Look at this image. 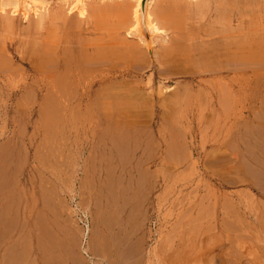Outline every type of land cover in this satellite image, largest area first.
Returning a JSON list of instances; mask_svg holds the SVG:
<instances>
[{"label":"rangeland","instance_id":"1","mask_svg":"<svg viewBox=\"0 0 264 264\" xmlns=\"http://www.w3.org/2000/svg\"><path fill=\"white\" fill-rule=\"evenodd\" d=\"M55 1L48 0L47 7L51 9L58 6L56 4L58 1L56 3ZM156 1L152 0V5ZM242 1L238 0L239 6L248 7V10L252 9L251 13L258 4L264 3V0H252L253 3L251 0V2ZM95 2L87 0L88 5ZM263 5H258L255 9H260L255 12L261 14V9L264 10ZM91 7L87 8L93 11ZM255 12L252 15L250 13V17L254 16V21ZM33 16L30 13L31 22L36 19ZM28 23L27 19L18 18L15 28L0 33L2 46L0 52L4 51L3 55L6 52L5 56L10 58L0 57V62H2L0 64V264H45L44 262L46 264H171L174 262L173 259L180 258L178 263L175 260L177 264L179 261H184L185 264L188 261L189 264L190 261L196 263L198 255L199 259L203 257L198 259L196 264H205L208 260L210 262L206 264H247V262L249 264V261L251 264H264V246H262L264 244L259 241L262 233L254 232L251 236H254L252 239L255 243L252 239H247L245 246L249 247L245 249L240 241V223L235 221V219H240L244 195H247L250 204L256 203L257 209L263 208L259 206L264 205L262 203L264 202V189L261 190L260 186L254 185L256 182L250 183L249 187L240 183L242 182L240 171L242 165V163L240 165V157L242 156L240 154L243 149L240 146L242 139L239 136L245 134L246 130L252 129L253 134L245 135V138H248L245 140L247 142L252 139L251 135L254 136V133L257 134L260 130L263 133L264 130V75L262 72L264 57H256L258 63L254 62V58H241L243 62L247 60L245 63L247 65L252 59L251 63L257 66L254 65L255 71L257 68L256 75L253 74V67L234 73L226 67L218 68L217 63L212 60L208 61L206 70L202 68L197 59L188 56L189 50L187 49L180 50L182 53L179 57H172V53L167 56L164 47L169 42L167 41L169 36L161 30L152 31L150 34L151 31L143 28V35L150 43V47L146 49L144 45H141L144 55L136 57L127 45L129 43L131 46L138 45L139 43L136 42L139 39L137 36L127 37L122 31L120 38L118 37L122 43L116 39L118 43L112 41L109 46V42L103 41L104 45L102 44L100 48L101 61L104 63L100 62L98 67L106 68L110 65L113 70V82L110 85L112 87H93L87 88V91L84 87L73 88L76 85L71 84V86L70 83L71 88H69L68 81L63 82L64 74H61L62 79L59 78L64 86L60 85L61 81L60 86L56 85L55 82L58 81L56 76L59 73L52 72L53 69L49 65L38 64L35 61L36 64L34 59L32 60V53L28 47L34 44L35 39L33 40V34L27 32ZM29 37H31V42ZM19 38L21 42L17 41ZM82 38H85V42L81 40ZM95 38L93 35H82L80 41L82 43L96 41L97 45L102 43ZM10 41H15L13 46L6 47ZM243 42L250 43L246 40ZM111 50L115 53L112 52V54ZM156 50L158 52L161 50L162 53L158 54L160 57L155 54ZM117 57H122V60L126 59L130 65L126 60L123 64V61L119 59L120 63ZM129 58H134L136 61L129 60ZM260 58L262 69L259 66ZM112 59L115 61L113 62ZM174 60L177 62L174 63ZM32 61L34 65H40L37 66L40 68L36 70L39 72L31 70V67H34ZM186 61L189 64L185 63ZM137 62L138 65L135 64ZM118 63L120 64L117 65ZM84 64L83 68L90 66V69L95 70L93 67L95 65L87 61H84ZM135 65L142 68L138 69ZM15 70L17 74L13 73ZM49 70L51 71L47 74L46 71L49 72ZM172 70H174L173 73H171ZM42 71L45 76L40 73ZM97 72L99 71H95L96 75L99 74ZM93 73L90 70L85 77L87 74L88 77L89 75L95 77ZM243 77L248 78L244 80ZM51 78L53 80L55 78V82ZM39 79L42 80L41 86L37 85ZM50 79L55 85L48 87L43 81L52 82L49 81ZM54 86H62L64 91L62 89L61 91L59 89V92L54 91L58 89ZM227 88L230 91L228 94ZM244 94L247 97L248 107L246 118H243L240 112ZM150 99L152 103H149ZM222 99L225 100L222 101ZM143 103L146 105L144 106ZM223 104L230 106L225 107ZM124 108L130 113L134 111V122L138 119L135 123L130 113L127 116L124 115L127 113V111L123 113ZM226 108L228 114L225 113ZM138 111L142 112L139 114ZM257 113L263 114L260 116L263 122ZM122 121L129 126L127 127ZM129 121L133 122L135 127L131 126ZM250 123L253 124L255 130ZM241 125L250 128L247 129L245 126L243 128L246 130L243 131L240 130ZM258 125L262 128L256 127ZM124 126L127 127L125 131H123ZM132 127L138 129L135 130ZM136 133L140 135L142 142ZM259 135L258 133V138L264 141L262 139L264 135L262 138ZM125 136L129 138L127 137L126 140ZM118 138L121 140L117 141ZM111 139L116 144L110 142ZM123 139L130 142L126 144ZM117 142H122L121 146ZM124 143L128 146L125 147ZM249 143L250 146L247 143L246 146L251 148V142ZM114 148H117V151ZM150 149L152 153L149 152ZM118 158L121 159L120 161H125L121 163ZM249 190H251L250 194H248ZM223 216L225 218H222ZM222 219L224 221L228 219L229 222L226 221L228 223L225 224ZM230 220L233 221V225H229ZM236 224L239 225V231L235 230ZM42 245L43 249L46 248L44 252ZM187 246H190L191 250H185L187 254L183 251L186 254L185 261L182 259V249L185 247L189 249ZM211 246L217 247L212 250ZM192 247H195L194 250L197 251L192 253ZM9 252L13 253L14 257ZM242 253L243 257H241ZM193 254L197 257L194 261L192 260V258L195 259ZM178 255L179 258H177ZM190 257L191 259L188 260ZM228 258H230L229 261ZM124 259L128 260L122 262ZM50 260L51 262H48Z\"/></svg>","mask_w":264,"mask_h":264},{"label":"bare ground","instance_id":"2","mask_svg":"<svg viewBox=\"0 0 264 264\" xmlns=\"http://www.w3.org/2000/svg\"><path fill=\"white\" fill-rule=\"evenodd\" d=\"M58 1V3H56ZM90 1V0H89ZM96 1L95 3L96 6H94L95 3H93L92 5H88L87 4V0H56L55 3L58 5V6H55L51 9H49L47 7L48 5V0H0V33L5 31V30H8V29H13L15 28V22L17 21L18 18L20 19H27V21L29 22L28 23V26H27V32L28 33H31L33 34V40L35 39L34 41V44L32 46L29 45V43L31 42V37H29V43L28 45L31 47H28L30 49V52L32 53V60L35 62H37L38 64L40 63H43L45 65H49V67L51 66L52 69V72H56L59 73L57 74L56 77H58V81L55 82L54 80H56L54 78V82L56 85H59L60 84V81L62 79L61 77V74H64L63 75V82L65 80V82L68 81V86H70L71 84H74L75 87L73 88H77V86L79 87H84L85 89L87 88H95V87H108L111 85V82L112 79H113V70L110 68V65H107L109 66V68L106 66V68H101V67H98L99 63L102 62L101 61V57H100V54L101 51H100V48H102V46L104 45L103 43L106 41V42H109V46H110V42H114L116 41V43H118L117 41L119 40L118 37L120 38V33L123 31L125 32V35L127 37H131V36H137V38L139 39L138 42H136L138 45H133L131 46V44L127 45V46H130V49L131 51L137 56H142L144 55L142 53V49H141V45H144V47H146V49H148L150 47V43L145 39L144 35H143V30L146 29L151 31L150 34H152V31L155 32V31H163L165 34H167L169 36V41L168 44L164 47L165 49V53L167 52V56L169 54V56L171 55L170 53H172V57H176V56H180V54L182 53L183 49L184 51L187 49L189 50V55L191 58H194V59H197V61H199L201 63V66L202 68L206 69V66H208V61H214L215 63H217V67L218 68H224L226 67L229 68L230 70L234 71L235 72H240V71H243V70H246V69H251L250 67H253L252 70H254V73H257V68H256V71H255V63H251L252 62V59H250V63L248 62V65L245 64L247 62V60H245L246 62H243L241 60L242 57H246V58H254L256 63H258L259 61L256 60V57H261L263 56L264 57V10L261 9V14H258L255 12V10H257L258 12V9H255L258 5L261 6L263 5L262 2L261 4H258L255 8L254 6L252 8H254V11L255 12V21H254V16H251L250 17V11L252 9H249L248 10V7H245L244 3H240V4H244L242 7V5L239 6V3H238V0H157L153 5H152V0H93V2ZM154 1V0H153ZM244 1V0H243ZM242 1V2H243ZM252 1V0H251ZM249 0V2H251ZM260 1V0H259ZM257 1V2H259ZM248 3V1H246ZM255 2V1H254ZM253 3V1H252ZM260 3V2H259ZM55 4V5H56ZM250 4V3H249ZM249 4L247 6H249ZM252 5V4H251ZM254 5V4H253ZM91 7V10H89L87 7ZM263 9H264V5L262 6ZM251 8V7H250ZM90 12H92V14H90ZM252 12V13H253ZM30 13H32L36 19L33 20V22H31V18L29 19V15ZM251 13V15H252ZM257 14H258V17H257ZM90 15V17H88ZM33 16V17H34ZM28 17V18H27ZM259 18V20H257ZM257 20V21H256ZM144 28V29H143ZM148 31V33H149ZM30 34V35H31ZM155 34V33H154ZM157 34V33H156ZM84 36V35H93L95 36L96 38H98V40H100L99 42H102L101 44H98L95 43L96 41H92V42H85V38L81 39L82 41H84L83 43L80 41V36ZM158 35V34H157ZM86 37V36H85ZM91 37V36H90ZM152 37V35H151ZM93 38V37H92ZM95 38V40H96ZM150 38V37H149ZM153 38V37H152ZM151 38V39H152ZM118 39V40H116ZM102 40V41H101ZM121 40V39H120ZM119 40L120 43H122L121 41ZM246 42H250V43H244L243 41ZM3 41V40H1ZM18 42H21L22 40L17 39ZM104 41V42H103ZM15 42V41H14ZM13 41H10L6 47H9V46H13L14 44ZM98 42V41H97ZM151 42V41H150ZM243 42V43H242ZM23 43V42H22ZM135 43V44H136ZM10 44V45H9ZM103 44V45H102ZM114 44V43H113ZM125 44V43H124ZM158 44V43H157ZM106 45V44H105ZM116 46V44H114ZM152 45V44H151ZM155 45V44H154ZM165 45V44H164ZM118 46V45H117ZM125 46V45H124ZM153 46V45H152ZM0 47L1 44H0ZM108 47V46H107ZM143 47V49H144ZM109 48V47H108ZM158 48V47H157ZM3 49H5L3 47ZM3 49H1V51H3ZM159 49V48H158ZM161 50H163V48H160ZM167 49V50H166ZM151 50V49H150ZM161 50H159V52H161ZM182 50V51H180ZM103 51V50H102ZM164 51V50H163ZM4 52V51H3ZM3 52H0V57L5 56V54L3 55ZM115 51L111 50V53ZM159 52L156 50V53L155 54H159ZM169 52V53H168ZM105 53V52H104ZM109 53V54H111ZM117 53V52H116ZM123 53V52H122ZM132 53V55H134ZM162 53V52H161ZM164 53V55H166ZM24 54V53H23ZM113 54V53H112ZM119 54H121L119 52ZM7 55V54H6ZM118 55V53H117ZM124 55H127V54H124ZM134 55V56H135ZM146 55V54H145ZM156 55V56H157ZM115 56V55H114ZM155 56V55H154ZM159 56V55H158ZM30 57V55H29ZM28 57V58H29ZM104 58H106L105 56H103ZM112 57V56H111ZM109 57V58H111ZM120 57V56H119ZM125 57V56H124ZM128 57H129V53H128ZM135 57V58H136ZM149 57V56H148ZM160 57V56H159ZM177 57V58H178ZM7 58V57H6ZM5 58V59H6ZM127 58V57H126ZM145 58V57H144ZM156 58V57H155ZM245 58V59H246ZM7 59H10L9 57ZM116 59H121L122 60V57L121 58H116ZM128 59V58H127ZM134 59V58H132ZM129 58V60H132ZM137 59V58H136ZM148 59V58H146ZM145 59V61H146ZM159 59V58H158ZM168 59V57L166 58ZM175 59V58H174ZM259 59V58H258ZM106 60V59H105ZM111 61V59H109ZM113 60V59H112ZM126 60V59H125ZM125 60H122L123 61V64H124V61ZM139 60H142V59H139ZM144 60V59H143ZM149 60V59H148ZM163 60V59H162ZM177 61L179 60L176 59ZM174 60L176 63L177 61ZM7 61V60H6ZM5 61V62H6ZM32 61V62H33ZM84 61L91 65H95L93 67H95V70L94 69H90L89 67L90 66H86L87 68H89L88 72H94L93 74H95V71H99L97 73L99 74H95L96 76L95 77H88V74H87V77H85V74L88 73L87 72V68H83V64H84ZM109 61V62H110ZM115 60H113L114 62ZM120 61V60H119ZM127 61V60H126ZM136 60L134 59V62ZM158 61V60H157ZM7 62H10V61H7ZM6 62V64H7ZM31 62V61H29ZM34 62H33V66L34 67H31V70L33 72H36L37 69H39L37 66H40V65H34ZM35 62V63H36ZM118 62V61H116ZM115 62V63H116ZM128 62V61H127ZM141 62V61H140ZM173 62V61H172ZM182 62V61H181ZM194 62V60H193ZM192 62V63H193ZM199 62L197 64H199ZM243 62V63H242ZM261 58H260V63H261ZM2 62H0L1 64ZM4 63V62H3ZM36 63V64H37ZM104 63V62H102ZM121 63V61H120ZM120 63H118L117 65H119ZM142 63V62H141ZM169 63V61H168ZM184 63V61H183ZM185 63H188L187 61ZM259 63V66L262 65V63L260 64ZM5 64V66H6ZM107 64V62H106ZM109 64V63H108ZM134 64V63H133ZM135 64H139L138 62L135 63ZM189 64V63H188ZM187 64V66H188ZM214 64V63H213ZM250 64V65H249ZM4 65V64H2ZM85 65V64H84ZM101 65H104V64H101ZM115 65V64H114ZM114 65H111V66H114ZM128 65L129 62H128ZM135 65V67L137 68L138 66ZM142 66H144L143 64H141ZM194 65V63H193ZM196 65V63H195ZM255 65V66H254ZM9 66V65H8ZM46 66V67H47ZM100 66V65H99ZM134 66V65H133ZM132 66V67H133ZM140 66V65H139ZM184 66V65H183ZM192 66V65H191ZM260 66V69H262ZM4 68V66H2ZM50 67V68H51ZM85 67V66H84ZM92 67V66H91ZM105 67V66H104ZM134 67V68H135ZM141 67V66H140ZM138 67V69L140 68ZM257 67V66H256ZM2 68V69H3ZM19 68V67H18ZM42 68V66H41ZM113 68V67H112ZM142 68V67H141ZM163 68V67H161ZM183 68V67H182ZM264 68V67H263ZM146 69V68H144ZM148 69V68H147ZM154 69V67H153ZM160 69V67H159ZM174 69V68H173ZM215 69V68H214ZM4 70V69H3ZM12 70H14L12 68ZM21 70V69H20ZM42 70V69H41ZM40 70V71H41ZM48 70V69H46ZM46 71L47 74L50 73V71ZM94 70V71H92ZM136 70V69H135ZM175 70V69H174ZM171 71V73H173V71ZM207 70V69H206ZM205 70V71H206ZM212 70V69H211ZM216 70V69H215ZM263 71V75H264V69H262ZM6 71V70H5ZM19 70H17L18 72ZM138 71V70H137ZM141 71V70H140ZM176 71V70H175ZM182 71V70H181ZM201 71V70H200ZM218 71V70H217ZM221 71V70H220ZM261 71V70H260ZM10 71H8V74ZM15 71H13L14 74H17L15 73ZM39 72V71H37ZM36 72V73H37ZM45 72V71H44ZM126 72V71H125ZM130 72V71H128ZM127 72V73H128ZM170 72V70H169ZM177 72H179L177 70ZM193 72V71H192ZM199 72V71H198ZM204 72V71H203ZM41 74L43 73L40 72ZM170 73V74H171ZM175 73V72H174ZM182 73V72H181ZM195 73V72H194ZM45 73H43L44 75ZM55 74V75H56ZM92 74V73H90ZM122 74V73H121ZM166 74V73H165ZM179 74V73H178ZM184 74V73H183ZM192 74V73H191ZM197 74V72H196ZM199 74V73H198ZM262 74V73H261ZM168 75V73L166 74ZM175 75V74H174ZM256 75V74H255ZM255 75H254V78H255ZM45 76V75H44ZM67 76V77H65ZM179 76V75H178ZM262 76V75H261ZM15 77V76H14ZM17 77V76H16ZM53 77V76H51ZM257 77V76H256ZM50 78V77H49ZM61 78V79H59ZM149 78V76H148ZM154 78V77H153ZM236 78V77H235ZM248 78V77H246ZM246 78L243 77V79L245 80ZM10 79V78H9ZM15 79V78H14ZM49 80V81H52V80ZM179 79V78H178ZM11 80V79H10ZM45 80V79H44ZM48 80V79H47ZM221 80V79H220ZM257 80V79H255ZM44 82V84L49 85L50 86H53L54 82ZM219 81V79H218ZM217 81V82H218ZM12 82V81H11ZM42 82V80L40 81H37V85H40ZM62 82V81H61ZM61 83L60 85L64 86V83ZM122 82V81H121ZM238 82V80H237ZM246 82V81H245ZM256 82V81H255ZM42 83V84H43ZM70 83V85H69ZM221 83V81L219 82ZM222 83H224L222 81ZM43 84V85H44ZM54 84V85H55ZM122 84V83H121ZM145 84V83H144ZM217 85H219L218 83H216ZM226 84V83H225ZM238 84V83H237ZM247 84V83H246ZM44 85V86H46ZM59 85V86H60ZM66 85V84H65ZM124 85V84H123ZM126 85V84H125ZM148 85V84H147ZM159 85V84H158ZM223 86V84H221ZM41 86V85H40ZM55 87V88H58L54 91H57L59 92V89L61 91V89L63 90V88L61 87ZM72 86V85H71ZM71 86L69 88H71ZM225 86V85H224ZM43 87V86H42ZM112 86H110L111 88ZM126 87V86H125ZM144 87V86H143ZM219 87V86H218ZM226 87V86H225ZM224 87V89H225ZM30 88V87H29ZM39 88V87H38ZM44 88V87H43ZM54 88V89H55ZM109 88V89H110ZM120 88V87H119ZM123 88V87H122ZM129 88V87H128ZM145 88V87H144ZM160 88H162L160 86ZM222 88V87H220ZM51 89V87H50ZM67 89V87H66ZM81 89V88H79ZM107 89V88H106ZM105 89V90H106ZM131 89V88H130ZM223 89V90H224ZM228 89V88H227ZM69 90V89H68ZM75 90V89H74ZM100 90H103V89H100ZM115 90H118V89H115ZM123 90V89H121ZM162 90V89H161ZM201 90V89H199ZM64 91V90H63ZM77 91V90H76ZM85 91V90H84ZM88 91V89H87ZM90 91V90H89ZM224 91H227V90H224ZM31 92V91H30ZM66 92V91H65ZM86 92V91H85ZM104 92V91H103ZM222 92V91H221ZM48 93L50 94V92L48 91ZM47 93V94H48ZM56 93V92H55ZM69 93V92H68ZM117 93V92H116ZM224 93V92H223ZM226 93V92H225ZM230 93L229 89H228V92L227 94ZM52 94V93H51ZM62 94V92H61ZM82 94V93H81ZM80 94V95H81ZM119 94V92H118ZM226 94V96H227ZM58 95V94H57ZM68 95V94H67ZM73 95V94H72ZM71 95V96H72ZM86 95V94H85ZM142 95V94H141ZM211 95V94H210ZM47 96V95H45ZM49 96V95H48ZM65 96V95H64ZM75 96V94H74ZM83 96V95H82ZM145 96V95H143ZM223 96V95H222ZM229 96V95H228ZM62 97V96H61ZM66 97V96H65ZM64 97V98H65ZM73 97V96H72ZM86 97V96H85ZM108 97V96H107ZM129 97V96H128ZM133 97V96H132ZM142 97V96H141ZM176 97V96H175ZM225 97V96H224ZM47 99V97H45ZM53 98V97H52ZM70 99V96L68 97ZM75 98V97H73ZM79 98V97H78ZM213 98V97H212ZM228 98V97H227ZM66 99V98H65ZM64 99V100H65ZM77 99V98H75ZM92 99V98H91ZM226 99V97H225ZM225 99H222L225 100ZM234 99V97H233ZM53 100V99H52ZM51 102L53 103V100ZM81 100V99H80ZM78 100V101H80ZM95 100H97L95 98ZM116 100V99H115ZM128 100V99H127ZM168 100V98H167ZM205 100H206V97H205ZM229 100V99H227ZM246 100H247V97H246V94H244L242 100H241V106H240V112H241V115L243 116V118H246V115H247V103H246ZM71 101V99H70ZM77 101V100H76ZM85 101V100H84ZM94 101V100H93ZM130 101V100H129ZM148 101V99H147ZM264 101V100H263ZM262 101V102H263ZM66 102V101H65ZM87 102V100H86ZM143 102V101H142ZM151 102V99L149 101V103ZM221 102V101H220ZM231 102V101H230ZM229 102V103H230ZM261 102V101H260ZM80 103V102H79ZM83 103V102H82ZM152 103V102H151ZM224 103V102H222ZM123 104V103H122ZM141 104V103H140ZM144 106L146 105L145 103H143ZM68 105V104H67ZM151 105V104H150ZM210 105V104H209ZM229 105V104H228ZM227 105V106H228ZM109 106V104H108ZM129 106V105H128ZM167 106V105H165ZM221 106V105H220ZM223 106H225V104H223ZM225 106V107H227ZM230 106V105H229ZM264 106V104H263ZM103 107V106H102ZM121 107V106H120ZM124 107V106H123ZM151 107V106H150ZM168 107H169V104H168ZM110 108V107H109ZM118 108V107H117ZM122 108V107H121ZM119 108V109H121ZM127 108V107H126ZM130 108V107H129ZM141 108V107H140ZM171 108V107H170ZM260 108V106H259ZM262 108V107H261ZM103 109V108H102ZM125 109V108H124ZM132 109V108H130ZM138 109V108H137ZM142 109V108H141ZM110 110V109H109ZM108 110V111H109ZM123 110V109H122ZM121 110V111H122ZM133 110V109H132ZM164 110V109H163ZM162 110V111H163ZM170 110V109H169ZM227 108H226V111L225 113H227ZM262 110V109H261ZM112 111V110H111ZM119 111V110H118ZM120 111V112H121ZM127 109H125V111L123 113H126ZM148 111V110H147ZM224 111V110H223ZM230 111V110H229ZM259 111V110H258ZM134 112V111H133ZM133 112H129L127 111L126 114L124 115H128V113H130L132 116V121L134 122L133 120V115H135V113ZM139 114L142 112V111H138ZM250 112V111H249ZM262 112V111H261ZM62 113V112H61ZM80 113V112H79ZM212 113V111H211ZM260 113V112H259ZM263 113V112H262ZM261 113V114H262ZM152 114V112H151ZM228 114V113H227ZM258 114V113H257ZM261 114H258L257 116L260 118ZM79 115V114H78ZM111 115V113H110ZM171 115V114H170ZM209 115V114H208ZM263 115V114H262ZM126 116H125V119H126ZM129 116V117H130ZM144 116V115H142ZM141 116V117H142ZM146 118H147V115H145ZM168 116V115H167ZM254 116V115H253ZM264 116V115H263ZM113 117V116H112ZM140 117V116H139ZM138 117V118H139ZM149 117V116H148ZM171 117V116H170ZM123 118V117H122ZM137 118V115L135 117V119ZM165 118V116H164ZM116 119V118H114ZM124 119V118H123ZM124 119V120H125ZM145 119V118H144ZM149 119V118H148ZM166 119H169V118H166ZM172 119V118H171ZM258 119V118H257ZM138 120V119H137ZM136 120V121H137ZM256 120V119H255ZM135 121V122H136ZM145 121V120H144ZM149 121V120H147ZM175 121V120H174ZM242 121V119H241ZM245 121V119H244ZM262 121V119H261ZM123 122V121H122ZM130 122V121H129ZM128 122V123H129ZM133 122H130L129 124H132ZM134 122V123H135ZM150 122V121H149ZM172 122V121H171ZM251 122V121H250ZM263 122V121H262ZM115 122H113L114 124ZM118 122L116 121V124ZM125 123V122H123ZM127 123V124H128ZM264 123V122H263ZM116 124H114L115 126H117ZM138 124V123H137ZM144 124H148L147 122H144ZM242 124V123H241ZM247 125V122L245 123ZM252 124V123H250ZM108 125V124H107ZM106 125V126H107ZM113 125V126H114ZM124 125V124H123ZM126 125V123H125ZM138 125H141V124H138ZM245 125V126H246ZM110 126V124H109ZM121 126V125H120ZM127 127L129 125H126ZM131 126H134V124H132ZM164 126V125H163ZM242 126V125H241ZM245 126H242L240 128V130H243L245 131L246 129L243 128ZM261 127V125H258L256 127ZM118 127V126H117ZM123 127V126H122ZM125 127V126H124ZM124 128L123 131L126 130V128ZM132 127V128H134ZM247 129L250 128L248 126H246ZM252 127L254 128L253 124H252ZM120 128V127H119ZM262 128V127H261ZM115 129V127H114ZM117 129V128H116ZM135 130L138 129V128H134ZM121 130V128H120ZM147 130V129H145ZM166 130V128H165ZM251 132H248L250 131ZM255 130V128L253 129ZM259 130V128H258ZM112 131V130H111ZM119 131V130H118ZM129 131V130H128ZM257 131V130H256ZM255 131V132H256ZM132 132H133V129H132ZM136 132V131H135ZM138 132V131H137ZM248 132V133H247ZM252 132V129H249V130H246V133L242 134V135H239L242 139V141L240 142L241 143V147L243 149L242 153L240 154L242 157H240V165H241V181L240 183L244 184V186H251L250 183H255L254 185H257V186H260L259 189L263 190L264 188V141L260 140V138H258V133L261 135L264 133V130H263V133H261L262 131H257L258 133H254V136L251 135V140H248L247 142L245 140H247L245 138V135L246 134H251ZM114 133V131H113ZM116 133V132H115ZM126 133V132H125ZM161 133V132H160ZM130 134V133H129ZM140 134V133H139ZM253 134V133H252ZM117 135H119L117 133ZM127 135V133H126ZM136 135H138L136 133ZM259 135V136H260ZM264 135V134H263ZM263 135H261V138L263 137ZM114 136V135H113ZM124 136V135H123ZM134 136V134H133ZM153 136V135H151ZM247 136V135H246ZM250 136V135H248ZM118 136H116L117 138ZM126 137V138H125ZM123 138H125L126 140L130 137L128 136H125ZM128 137V138H127ZM140 137V135H138V138ZM146 137V136H145ZM186 137V136H185ZM239 137V138H240ZM112 138V137H111ZM122 139V137H121ZM120 138L117 139V141L121 140ZM137 139V137H136ZM135 139V140H136ZM140 139V138H139ZM142 139V138H141ZM140 139V141H141ZM152 138H150L151 140ZM185 139V138H184ZM239 139V140H241ZM250 139V138H249ZM264 139V137L262 138ZM115 140V138H114ZM124 140V139H123ZM122 140V141H123ZM124 140V142L126 141ZM153 140V139H152ZM129 141V140H128ZM126 141V144H128L129 142ZM139 141V142H140ZM249 141L251 142V148L249 147L250 143ZM105 142V141H103ZM112 142V139L111 141ZM115 143V141H113ZM112 142V143H113ZM142 142V141H141ZM146 142V141H145ZM148 142V141H147ZM146 142V143H147ZM152 142V141H151ZM118 143V142H117ZM122 142H119L118 144H120ZM239 143V144H240ZM246 143L249 145V146H246ZM116 144V143H115ZM125 144V143H124ZM122 144V145H124ZM125 144V147H127L128 145ZM151 144V143H149ZM153 144V143H152ZM104 147H105V144H103ZM113 145V144H112ZM99 146V145H98ZM113 146H116V145H113ZM121 146V144H120ZM134 146V145H133ZM147 146V145H146ZM145 146V147H146ZM150 146V145H149ZM124 147V146H123ZM124 147V148H125ZM135 147V146H134ZM249 147V148H248ZM121 148V147H120ZM152 148V147H151ZM246 152H245V149H247ZM119 149V147H118ZM147 149V148H146ZM240 149V148H239ZM251 149V150H249ZM114 150L117 151V148ZM122 150V148L120 149ZM139 150V149H138ZM145 150V149H143ZM124 151H126V149H124ZM127 151H128V148H127ZM129 151H130V147H129ZM136 151V150H135ZM169 151V149H168ZM167 151V152H168ZM172 151V150H171ZM251 151L249 154L248 152ZM106 152V151H105ZM111 152V151H110ZM151 152V149L150 151ZM124 153V152H123ZM133 153H134V149H133ZM136 153V152H135ZM142 153H145V152H142ZM152 153V152H151ZM118 154V153H117ZM132 154V153H131ZM148 154V153H147ZM168 154V153H167ZM166 154V155H167ZM95 155V153H94ZM108 155H110V153H108ZM122 155V154H121ZM143 155V154H142ZM101 156V155H100ZM99 156V157H100ZM120 156V155H119ZM140 156V155H139ZM148 156V155H147ZM151 155L149 154V157ZM118 157V156H117ZM132 157V156H131ZM101 158V157H100ZM126 158V157H125ZM168 158V157H167ZM95 159V158H94ZM99 159V158H98ZM108 159V157H107ZM110 159V158H109ZM119 159V158H118ZM122 159V157H121ZM121 159H119V162H124L123 160L120 161ZM124 159V158H123ZM134 159V158H133ZM111 160V159H110ZM108 160V161H110ZM132 160V159H131ZM130 160V161H131ZM140 160V159H138ZM137 160V161H138ZM113 162V160H111ZM99 162V161H98ZM142 162H145V161H142ZM170 162V161H169ZM95 163V162H94ZM101 163V162H100ZM111 163V162H109ZM108 163V164H109ZM142 164V163H141ZM144 164V163H143ZM123 165V164H122ZM136 165V164H135ZM101 166V165H100ZM111 166H112V163H111ZM117 166V165H116ZM126 166V165H125ZM122 167V166H121ZM248 167V168H247ZM110 168V167H109ZM116 168V167H115ZM118 168V167H117ZM131 168V167H130ZM240 168V167H239ZM251 168V169H250ZM132 169V168H131ZM116 170V169H115ZM248 170V171H247ZM129 170H127L128 172ZM247 171V172H246ZM123 172H124V167H123ZM250 172V174H249ZM121 174V173H120ZM250 175V176H248ZM123 179V178H122ZM260 180V181H259ZM244 182V183H243ZM258 182V183H257ZM261 185H260V183ZM259 184V185H258ZM256 187V186H255ZM248 190V189H247ZM250 191L249 190V193L250 194ZM111 192V191H110ZM129 192V191H128ZM246 192V191H245ZM264 192V191H263ZM112 193V192H111ZM257 193V192H255ZM260 193V192H259ZM245 194V193H244ZM243 194V195H244ZM262 194V193H261ZM264 194V193H263ZM13 195V194H12ZM124 195V194H123ZM122 195V196H123ZM247 195H244L243 196V202L241 204V216H240V219L239 220H236L235 218V221H238L240 223V241H241V244L243 246V248H247L249 247L248 245L245 246V243L247 242V239H252L254 238V236H251L252 234H254V232H259V234L262 233V237H261V240L257 239V241L259 240L260 242L262 241L263 244H264V205H261L259 207H262L263 208H260V209H257V207H255L256 203L253 205V201L251 202L252 204H250L248 202V197H246ZM252 196V195H251ZM256 196V195H255ZM258 196V195H257ZM264 196V195H263ZM113 197V195H112ZM255 198V197H254ZM253 198V199H254ZM263 198V197H262ZM12 199V198H11ZM114 200V199H113ZM258 200V199H257ZM116 202V201H115ZM260 202V201H259ZM261 203V202H260ZM258 203V204H260ZM262 203L264 204V202L262 201ZM261 203V204H262ZM239 206V204H238ZM124 207V205H123ZM240 209V208H239ZM226 213V211H225ZM224 213V214H225ZM238 213V212H237ZM52 214V213H51ZM226 214L229 215V213L227 212ZM121 215V214H120ZM227 215V217H228ZM234 215V214H233ZM232 215V217H234ZM236 215V214H235ZM231 216V215H230ZM120 218V217H119ZM222 218H225L224 216ZM104 219V218H103ZM199 219H201L199 217ZM233 219V221H234ZM224 221V219H222ZM226 220V219H225ZM249 220V221H248ZM111 221V220H110ZM222 221V222H223ZM228 221V219L226 220ZM225 222L228 223V222ZM231 221V220H230ZM231 221L229 223L232 224ZM43 222V221H42ZM223 222V224H224ZM111 223V222H110ZM235 224V223H234ZM228 225V226H229ZM233 225V224H232ZM126 226V225H125ZM227 226V228H228ZM3 227V226H2ZM201 227V226H200ZM223 227V226H222ZM237 227V228H236ZM236 228L235 230L238 229L239 225L236 224ZM12 228V226H11ZM10 228V229H11ZM47 228V227H46ZM109 228V227H108ZM224 228V227H223ZM226 228V227H225ZM10 229L8 231H10ZM13 229V228H12ZM230 228H228L229 230ZM1 230V229H0ZM232 230V229H231ZM7 231V232H8ZM44 231V230H43ZM190 231V230H189ZM188 231V232H189ZM226 231V230H224ZM239 231V229H238ZM187 232V233H188ZM231 232V231H230ZM261 232V233H260ZM222 233V232H221ZM226 233V232H225ZM228 233V232H227ZM46 234V233H45ZM116 234V233H115ZM204 234V233H203ZM223 234V233H222ZM231 234H233L231 232ZM53 235V234H52ZM189 235V234H188ZM225 235V234H223ZM227 235V234H226ZM7 236V235H6ZM47 236V235H46ZM230 236V235H229ZM2 237V236H1ZM98 237V236H97ZM226 237V236H225ZM224 237V239H225ZM228 237V236H227ZM260 237V236H259ZM193 238V237H192ZM191 238V239H192ZM207 238V237H206ZM3 239V238H2ZM112 239V238H111ZM118 239V238H117ZM187 239V237H186ZM230 241V237L228 238ZM114 240V239H113ZM205 240V239H204ZM253 240V239H252ZM41 241V240H40ZM212 241V240H211ZM222 241V240H221ZM235 241V240H234ZM254 241V240H253ZM258 241V242H259ZM44 242V241H43ZM118 242V241H117ZM125 242V241H124ZM252 242V241H251ZM46 243V242H45ZM53 243V242H51ZM64 243V242H63ZM122 243V242H121ZM120 243V244H121ZM188 243V242H187ZM210 243V242H209ZM208 243V244H209ZM214 243V242H212ZM240 243V242H239ZM255 243V241H254ZM113 244V242H112ZM119 244V243H118ZM123 244V243H122ZM183 244V243H181ZM194 244V243H193ZM192 244V245H193ZM218 244V243H217ZM221 244V243H220ZM235 244V242H234ZM253 244V243H252ZM262 244V243H261ZM14 245V244H13ZM45 245V244H44ZM102 245V244H101ZM240 245V244H239ZM257 245V244H256ZM15 246H16V243H15ZM58 246V245H57ZM107 246V245H106ZM113 246V245H112ZM174 246V244H173ZM183 246V245H182ZM194 246V245H193ZM238 246V245H237ZM241 246V245H240ZM264 246V245H262ZM7 247V246H6ZM47 247V246H46ZM50 247V246H49ZM52 247V246H51ZM59 247V246H58ZM189 249H186V247L184 249H182V259H185V255L187 254V250H191V247L190 246H187ZM205 247V245H204ZM215 247V246H214ZM214 247H210L212 248V250L214 249ZM217 247V246H216ZM215 247V248H216ZM257 247V246H256ZM106 248V247H105ZM193 248V247H192ZM195 248V247H194ZM193 250L191 251L192 253L196 250ZM237 248V247H236ZM239 248V247H238ZM242 248V249H243ZM245 248V249H246ZM5 249V248H4ZM10 249V248H9ZM39 249H40V246H39ZM42 249H43V245H42ZM46 249V248H44ZM43 249V252L46 251ZM49 249V248H48ZM116 249V248H115ZM130 249V247L128 248ZM128 249H127V252H128ZM209 249V248H208ZM15 250V249H13ZM12 250V251H13ZM50 250V249H49ZM60 250V249H59ZM123 250V248H122ZM121 250V251H122ZM171 250V248H170ZM168 250V251H170ZM186 250V251H185ZM206 250V249H205ZM211 250V249H210ZM240 250H241V247H240ZM9 251V250H8ZM165 251V250H164ZM185 251V252H183ZM197 251V250H196ZM208 251V250H207ZM206 251V252H207ZM243 251V250H242ZM246 251V250H244ZM49 252V251H48ZM126 252V253H127ZM130 252V251H129ZM134 252V251H133ZM180 252V251H179ZM190 252V253H191ZM201 252V250H200ZM211 252V251H210ZM6 253V252H5ZM11 254V252H9ZM21 253V252H20ZM132 253V252H131ZM130 253V254H131ZM202 253V252H201ZM205 254V252H203ZM209 253V251L207 252ZM251 253V252H250ZM8 254V253H7ZM13 254V253H12ZM11 254V255H12ZM14 254H17V252ZM139 254V253H138ZM172 254V253H171ZM200 254V253H199ZM249 254V252H248ZM261 254V253H260ZM19 255V254H18ZM45 255L48 257V254L45 253ZM75 255V254H74ZM116 255V254H115ZM114 255V257H115ZM188 255L189 252H188ZM187 255V256H188ZM202 256V254H200ZM211 255V254H210ZM231 255V254H230ZM229 255V256H230ZM241 255V254H240ZM8 256V255H7ZM6 256V257H7ZM13 256V255H12ZM17 256V255H16ZM136 256V255H135ZM180 256H181V253H180ZM192 256V254H191ZM245 256V255H244ZM251 256V255H250ZM10 257V256H9ZM7 257V258H9ZM14 257V256H13ZM18 257V256H17ZM119 257V256H118ZM124 257V256H123ZM122 257V258H123ZM127 257V256H125ZM124 257V258H125ZM185 257V258H184ZM189 257V256H188ZM193 257L192 260H196L197 257L199 259V255L196 257L195 254H193ZM203 257V256H202ZM200 257V259L202 258ZM240 257V256H239ZM238 257V258H239ZM243 257V253H242V256ZM12 258V257H11ZM107 258V257H106ZM128 258V257H127ZM137 258V257H136ZM167 258V257H166ZM179 258V255L178 257ZM13 259V258H12ZM60 259V258H58ZM131 259V258H130ZM135 259V258H134ZM181 259V258H180ZM178 259V260H180ZM188 259V258H187ZM191 257L188 259L190 260ZM197 259V260H198ZM199 259V260H200ZM220 259V258H218ZM230 258H228V261H229ZM232 259V258H231ZM241 259V258H240ZM11 260V259H10ZM16 260V259H15ZM13 260V261H15ZM21 260V259H20ZM48 260V259H47ZM126 259L122 260L125 261ZM128 260V259H127ZM126 260V261H127ZM177 260V259H175ZM175 260L173 259V261L175 262ZM178 260L176 261L178 263ZM197 260H196V263H197ZM203 260V259H202ZM208 260V259H207ZM4 261V260H3ZM6 261V260H5ZM12 261V262H13ZM132 261V260H130ZM168 261V259H167ZM186 261V259H185ZM206 261V260H205ZM218 261V260H217ZM247 261H249L247 259ZM8 262V261H7ZM6 262V263H7ZM11 262V261H10ZM24 262V261H23ZM48 262H51L48 261ZM120 262V261H119ZM169 262V261H168ZM171 263V264H174ZM175 262V263H176ZM182 262V261H181ZM179 261V264H182L184 263V261L181 263ZM204 262V261H203ZM208 262H210L208 260ZM206 262V263H208ZM219 262V261H218ZM254 262V260H253ZM46 264V262H44ZM176 263V264H177ZM193 264H196L195 262H192ZM191 261L189 264H192ZM205 263V264H206ZM213 263V262H212ZM9 264V263H8ZM13 264V263H12ZM25 264V263H24ZM185 264V263H184ZM188 264V261L187 263ZM221 264V263H220ZM248 264V262H247ZM249 264L250 261H249ZM253 264V263H252ZM261 264V263H260Z\"/></svg>","mask_w":264,"mask_h":264}]
</instances>
